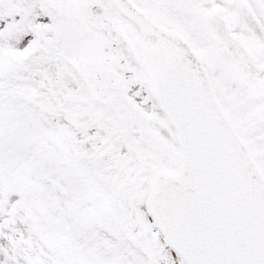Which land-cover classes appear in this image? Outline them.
<instances>
[{
    "label": "snow or ice",
    "instance_id": "snow-or-ice-1",
    "mask_svg": "<svg viewBox=\"0 0 264 264\" xmlns=\"http://www.w3.org/2000/svg\"><path fill=\"white\" fill-rule=\"evenodd\" d=\"M0 264H264V0H0Z\"/></svg>",
    "mask_w": 264,
    "mask_h": 264
}]
</instances>
